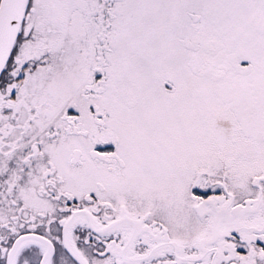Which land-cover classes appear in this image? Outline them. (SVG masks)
Instances as JSON below:
<instances>
[{
	"label": "snow or ice",
	"instance_id": "6c2138e0",
	"mask_svg": "<svg viewBox=\"0 0 264 264\" xmlns=\"http://www.w3.org/2000/svg\"><path fill=\"white\" fill-rule=\"evenodd\" d=\"M0 264H264V0H0Z\"/></svg>",
	"mask_w": 264,
	"mask_h": 264
}]
</instances>
